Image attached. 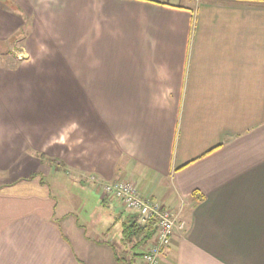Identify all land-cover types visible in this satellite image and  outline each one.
Wrapping results in <instances>:
<instances>
[{
    "label": "crops",
    "instance_id": "0c3cea01",
    "mask_svg": "<svg viewBox=\"0 0 264 264\" xmlns=\"http://www.w3.org/2000/svg\"><path fill=\"white\" fill-rule=\"evenodd\" d=\"M13 40L0 264H143L155 238L119 252L138 214L101 189L125 181L185 222L160 264H264V0H0ZM33 174L96 191L107 218L56 214L49 194L17 210Z\"/></svg>",
    "mask_w": 264,
    "mask_h": 264
},
{
    "label": "rangeland",
    "instance_id": "374dc122",
    "mask_svg": "<svg viewBox=\"0 0 264 264\" xmlns=\"http://www.w3.org/2000/svg\"><path fill=\"white\" fill-rule=\"evenodd\" d=\"M81 34V33H80ZM83 34V33H82ZM14 40L10 43H0V57L1 54L4 53L2 56H4L2 59V67L4 70L8 71H17V68L20 66L19 61L14 59L16 57V52L19 51L21 42H16L14 44ZM14 46H13V45ZM18 86L19 81H16ZM21 99V97H20ZM45 158V157H41ZM61 165V163H60ZM62 166V165H61ZM64 168V166L62 167ZM66 179H72V178H64L61 176L59 178L58 182L61 185V188L54 185V179L51 180L49 177H37L32 180L30 183L21 184L20 186H17L12 189V191L8 192L11 193L13 196V201H19L15 205H17V210H42L44 205H37L36 202L43 196H48V194L51 197L52 204L56 206L54 208L56 214H62L63 212H72L75 213L76 216L80 219L81 222L86 223V221H89V217L92 215H95V221L100 220L101 222L107 218V215L105 214L106 207H100V201H101V194L97 193L96 191L83 187V190L80 188L79 185L71 184L70 181L67 182ZM34 181V182H33ZM39 181V182H38ZM61 181V182H60ZM47 184V187L41 186L38 183ZM50 185H52L49 187ZM49 187V188H48ZM51 188V191L48 192V189ZM28 189V191L26 190ZM24 190V191H21ZM24 196H28L27 200L24 199ZM4 199H11L10 196L0 191V201ZM48 199V198H47ZM37 206V207H36ZM118 244V243H117ZM119 252L124 253V247H127L121 243L118 244ZM122 247V248H121ZM130 247V246H129ZM124 248V249H123ZM136 259H140V257H136Z\"/></svg>",
    "mask_w": 264,
    "mask_h": 264
},
{
    "label": "built area",
    "instance_id": "2783aa9c",
    "mask_svg": "<svg viewBox=\"0 0 264 264\" xmlns=\"http://www.w3.org/2000/svg\"><path fill=\"white\" fill-rule=\"evenodd\" d=\"M101 189L104 195L114 197L129 211L137 213L142 224L156 222L155 240L144 254L143 264H160V256L169 247L175 232L184 229L185 222L160 201L143 197L132 182H109L102 184Z\"/></svg>",
    "mask_w": 264,
    "mask_h": 264
},
{
    "label": "trees",
    "instance_id": "16d2710c",
    "mask_svg": "<svg viewBox=\"0 0 264 264\" xmlns=\"http://www.w3.org/2000/svg\"><path fill=\"white\" fill-rule=\"evenodd\" d=\"M37 177H41L39 174H33L29 177L30 180H33ZM156 232V222L150 221L148 223L142 224L139 220L138 215L131 216L128 220L122 225L121 232V241L127 246L131 247L135 253L133 257L143 256L142 253H138V249L150 242L155 235ZM137 250V251H136ZM140 251V250H139ZM118 260H121L119 256H117Z\"/></svg>",
    "mask_w": 264,
    "mask_h": 264
}]
</instances>
